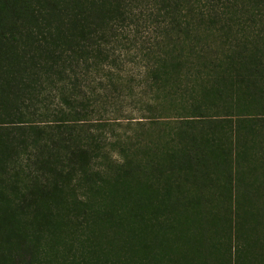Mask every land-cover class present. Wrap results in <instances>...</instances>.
<instances>
[{"label":"trees","instance_id":"16d2710c","mask_svg":"<svg viewBox=\"0 0 264 264\" xmlns=\"http://www.w3.org/2000/svg\"><path fill=\"white\" fill-rule=\"evenodd\" d=\"M133 1L0 0V264H264V22L249 0H207L228 39L218 46L193 0H158L171 39L153 47L152 73L182 103L164 143L137 150L121 135L119 159L98 160L101 128L73 87L58 92V119L11 121L48 93L32 77L45 52L33 26L59 18L63 74L89 52L93 24Z\"/></svg>","mask_w":264,"mask_h":264},{"label":"rangeland","instance_id":"374dc122","mask_svg":"<svg viewBox=\"0 0 264 264\" xmlns=\"http://www.w3.org/2000/svg\"><path fill=\"white\" fill-rule=\"evenodd\" d=\"M249 1L246 4L254 7V18L264 22V0ZM193 3L196 13L203 15L196 21L203 31L202 37L214 46L227 42L225 34H217L219 24L211 15L215 8L213 3L207 0H193ZM162 8L158 0H134L122 14L114 15L108 25L93 24V38L83 42L89 52L81 53L79 64L78 61L71 64L68 61L70 59H66L67 70L63 74L61 70L64 68V61L58 54L65 45L62 41L54 40L51 35L59 18L53 19L54 25L51 26L46 25L45 19L40 22V26H33L34 45L45 52L38 59V73L31 76H36L39 82L35 90L48 93L44 95L43 101L35 100L30 105L29 114L25 118L11 121L32 120L28 124L42 125L45 123L35 122L58 119L61 115L58 92L64 91L65 86L73 87L72 92L86 96L87 102H80L77 105H81L77 107L87 110L90 120L88 124L101 128L96 131V146L103 148L97 153L98 160L105 153L113 159H119V145L116 149L110 148L115 144L113 140L121 135L127 137L128 145L137 150L145 149L140 146L142 141L164 143L171 135L172 117L176 110H182V103L174 95L176 92H173V87L159 90L157 83L162 87L165 82L156 80L152 73L155 72L157 67L154 64L158 61L151 55L153 47L171 39L170 20L164 15ZM222 8V12H227L226 15L235 16V12L226 3L222 4ZM45 13H48V9H45ZM37 14L43 18L39 9ZM95 50L101 53L97 56ZM205 61L207 59H200L199 63ZM54 62H59L60 65ZM198 76L199 72L195 70L193 77L197 80ZM166 96L168 101L165 100ZM165 101L167 102L160 103ZM144 152L146 150L137 153L142 155ZM104 162L107 163V160ZM20 212L28 213L29 210L24 208ZM39 256L40 259L44 257L41 252ZM19 263L29 264L25 259H20Z\"/></svg>","mask_w":264,"mask_h":264}]
</instances>
